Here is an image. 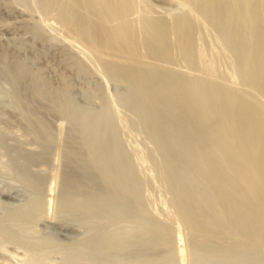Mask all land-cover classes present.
Returning a JSON list of instances; mask_svg holds the SVG:
<instances>
[{"label": "rangeland", "instance_id": "1", "mask_svg": "<svg viewBox=\"0 0 264 264\" xmlns=\"http://www.w3.org/2000/svg\"><path fill=\"white\" fill-rule=\"evenodd\" d=\"M48 1L50 0H30V2L29 0L27 1L26 0H0V45L3 46V47L2 46L0 47L6 49L8 59H10L11 61L13 60L14 62L13 64V62L10 63L7 60L6 63H4V61L2 60V57L0 56L1 57L0 59L1 60L0 61V139H2L0 140V205L2 206V207L0 206V243H1L0 244V258H1L0 264H6L9 261L10 263H7V264H25L31 258L35 260L36 264H39L45 261H46L45 263L48 262V264L49 263L50 264L51 263L52 264H62V263L63 264H75V261H77L76 260V256H78L77 254H82V255H79L81 257H77V259L79 258L78 260L79 261L81 260L83 264H86L85 261L87 263L89 262L88 264H98V263L107 264L108 262L106 263L96 262L89 255L91 254L89 252L92 251L90 244L92 243V240L94 237L98 236L99 238L113 240L116 238H126V235H127V237L130 236L136 240V239H139L141 234L145 232H146V235L147 236L150 235V237L152 236V234L153 236L156 234L154 237L157 241L155 242L154 249L149 251L146 255L141 254V258H143L144 260L143 259L139 260L140 254H138V257L137 256L135 257L136 260H124V259L118 260L117 258H114L115 260L116 259L117 260L114 261V259H112L111 261H109L108 264H124V263L125 264L126 263L138 264L139 261H140L139 264L141 262L142 264H150V263L151 264H171V263L172 264H198V263L199 264H203V263L204 264H208V263L209 264H256L250 261L249 259L248 260L241 259L239 256L241 254L240 252H242L243 250L248 251L249 247L251 250H254V252L256 251L255 253L260 252V255H262L261 256L262 261L260 260V262H257V264H260V263L264 264V253H263L264 243L262 240H259L257 237H254L253 235L251 236V234H249L250 236H247L248 235L247 232H249L250 228L246 227V230L248 231L245 232L246 233L245 235L243 231L241 232L243 234L239 233V235H236L234 233V228L231 225H229V223L228 224L225 223L227 226L224 224H220L223 226L222 227L214 226L213 227L214 229L212 228L211 230H208L207 232V229L203 227L204 219L203 217L201 218V216L199 217V215L198 217H195L197 216L195 215L192 218L193 220L196 219L194 221L196 222V225H199L201 223L202 224L201 227L196 226L194 228L195 230L193 229L191 230L187 226L186 222L181 218L180 214L178 213L179 212L178 206L175 203L176 199L180 195L179 192H181V186L179 185L178 182H176V178L174 175L175 169H173L174 166L173 164H170L171 162L168 159L169 157L166 155L167 152L161 146L162 139L166 138L168 134H171L172 136L168 135L167 138H169L171 141L174 140L175 137L173 138V134H174L175 128L178 127L179 123H180L179 125H182V124L184 125V123L186 125H192V122L194 121L195 123L197 122L196 123L197 125L193 123L194 124L193 126H196V129H198V132L200 129L202 130V131L200 130L199 132L202 136L201 138L196 137L197 140L195 141L199 147L197 148V151L195 149V151L193 152L194 155L197 157V159L196 161L194 160V163L192 162V166H196L197 168L196 170V168L193 167V171L195 172L194 175L196 176L202 175L204 178L210 174L211 166L209 165L210 163H208L209 160L207 159L204 160L203 158L205 157L204 155L205 153H207L206 152L207 150L205 149L202 150L200 148L202 147L201 141L199 142L200 139L201 140L203 139L202 141L204 140L207 141L209 139L208 141H212L214 143L216 142V144L219 142L218 145L221 143L220 145L221 151L223 150V152H226V153L222 152L221 153L222 156L220 154L218 157L224 158L223 156L224 155L226 156V154L228 153L227 157H225L227 160L225 159V161H226V166L228 167L229 165L230 167L229 170L231 171V168L238 161V158L241 156L240 155L238 157L239 155L238 153H240V151L238 150L234 151V147L236 146L239 147L238 140L239 139L241 140V136H245V138L247 139L243 137L242 138L247 140L248 142L249 141L251 142L252 140L255 141L256 139L260 138V137L256 138L257 135H259V131L256 128H252L251 129L252 131L248 130L249 131L248 132L247 130L244 129L243 125L242 127L239 126V128L241 127V129L243 128L245 131H247V134L251 133L249 135H245L244 134L245 131L242 132L243 129L242 130L238 129L237 124L239 123L237 122H238V119H240L239 122L242 120L241 121V124H242V122L245 120L244 117L247 118L250 115L249 113H251L252 111H253L252 112L253 114L251 113V115H254V112L257 110H258L257 114L260 115L262 118L259 117L258 115L253 116L254 118L256 117V119H254V122L255 120L257 122L258 117L261 118L260 119L261 121L264 118L263 116L264 115V87H263L264 86L263 85L264 84V75H263L264 74V51H263L264 46H262L263 48L261 47L262 44L264 45V0H259V1L250 0V2L249 0L246 1L245 9L247 13L248 14H251L252 12L253 13L249 15V17L248 16L245 17V15H247V13L245 12L246 14L244 16L242 15L240 16L242 17V19L243 17H245V19L243 20L242 19L240 20V17H239V15L241 14L239 10L241 9L239 7L236 8L237 3L239 2H236L235 0H228V2H225L226 0H203V1L202 0H192L193 2L192 1L187 2L188 0H186V2H184L185 0H135V7L132 13L130 14L129 18L132 21L135 29H140V30H136L139 39H143V36L145 34L149 36L148 32H145L144 34L143 32L144 30H141L142 20H144L145 18H152V19L162 18L169 23V26H171L172 33L171 32L169 33L170 34L169 41L172 43L168 42L167 44L168 47L167 46L165 47L166 48L165 50H167L170 44V48H169L170 50L168 49L167 51L169 56L164 51L166 53L164 54V57L167 56L166 58L162 56L163 54H161V57L163 58H159L160 53H161V52L159 53V51L162 50L163 52L164 50L163 48L159 49L158 53H156L157 51H155V53L153 54V52H151L152 51L151 47L146 48L142 45L140 48V52H138L139 54H136L138 56L136 57L135 54L133 55V59L135 60L136 64L133 62L132 58H130L132 62L131 61H127V62L125 61L126 63L123 62V64L125 63L127 64V66L129 65L127 68H125L126 65L121 66L119 64L121 63V61H119L117 57H114L111 54L108 55L106 53L103 55H98V54H95V52L90 51V50L88 52V49L84 46L82 41H80V39L77 36H75L76 34L73 32V30L63 22L61 13L57 9V7L54 4H49ZM212 2L214 5L211 4ZM201 3L203 4V6L201 5ZM208 3H210L211 6L216 5V8L213 6L212 8H210ZM225 3L228 6L230 5V7H228ZM37 4L38 5L40 4V5L38 6ZM224 5L225 7H223ZM201 6L203 7V9ZM234 7L236 9H234ZM248 8H250L252 11H250V9ZM203 14L204 16H202ZM209 16H211L212 19ZM178 17L179 18L181 17L183 20L181 18H180L181 20H179ZM188 17L191 18L192 21L189 20ZM228 19L230 20L228 21ZM188 21H191V23ZM209 21L210 23H213L215 26L213 24L211 25ZM177 22H183L186 24V27L187 25L189 27L188 28L189 29L188 44L190 46V49L192 50L190 51L191 55H187V53H185L184 51L186 49L185 48L186 45L184 44H187V43L185 42L183 43V41L178 38V34L174 33V25ZM241 28L244 32L242 30H241L242 32L240 31ZM240 32H241V35H240ZM254 32L255 33L259 32L260 34H257V35L258 36L260 35V37L255 36L256 34ZM261 37L263 38L261 39ZM258 38L261 39L260 41L263 43H261L258 40ZM236 39H238L239 41ZM178 40H180V43H178L179 42ZM182 43L183 45H181ZM81 46L86 48L87 50L84 48L82 49ZM155 54L156 56L158 54L157 56L158 58H156ZM75 56L76 58H74ZM189 56L190 57L193 56V57L190 58ZM257 58H259L260 61L256 60ZM108 59H110L109 62L107 61ZM171 59H173V61ZM111 60L113 64L110 63ZM117 61L119 62L118 64H117ZM258 61L262 64V69L261 68L257 69L258 71H260L259 74H257L258 71H256V68L258 67L256 63L259 64ZM107 62L110 64H108ZM186 62L188 63L189 66H187ZM15 63H17V66H20L18 67L19 69H17L18 71L16 72L14 71ZM254 63L256 67H254ZM137 64H138V67L139 66L141 67V68H138L140 70H145V69L150 70L149 71L150 74L148 75V77L146 76V74L149 73L147 71L148 73L145 74L146 77L143 75L144 73H141V75H143L145 78L142 76L143 78H140L137 81H132V80L128 81V79H124L120 73L113 74V73H110L108 70L110 69L108 68V65L109 67L119 65L118 67L121 66V68H124V69L129 68L131 70V69L136 68L135 66ZM147 64H149V66ZM6 66L8 67L10 66L9 68L10 69L12 68L11 70H13L14 72L13 71L11 72L9 70L6 71L8 68ZM157 66H161V67H157ZM198 66L199 68L200 67L204 68V70L200 71L202 69L201 68L197 69ZM148 67L152 68L153 70L149 69ZM249 67L252 69H250ZM3 70H5L8 73H6ZM109 74L111 78L109 77ZM119 74L122 77H120ZM166 74H168V76H165ZM13 75H14V78L17 80H15L12 77ZM175 79H179L183 83L178 81L179 83L178 85L176 84L177 82L174 84L173 82L175 81ZM185 79H187L188 81ZM200 80L201 82H199ZM255 81L256 82L258 81L260 83L258 82L256 83ZM170 83H173L174 85ZM18 85H20L23 88L22 94L24 96L22 95L23 97L21 99H19L17 96V90H18V87H20ZM189 86L191 87V89H193V91L192 90L190 91ZM207 91L209 93H207ZM198 92H200V94ZM30 93L32 94L34 93L33 95H34L35 100L33 99V95ZM102 93L104 94L102 95ZM227 93L229 95H232L231 99L234 98L233 101L231 100V102H233L231 104L232 109L230 108L231 106H229L230 105L229 103L231 102L229 101L228 103V100L226 101L224 100L223 102L220 101L221 103L219 102V106L216 105L217 100L214 101L215 98L217 97H218V101L223 100L224 99L223 95H226ZM188 94L189 95L191 94V95L188 96ZM198 94L200 96L203 95L205 97L204 99L206 100L204 101L207 104H205L204 102H201L202 100L200 101L199 98H201L202 96L200 97ZM221 95L223 98L221 97ZM168 96H172L173 100L169 101L171 98H168ZM107 97H108V100H107ZM208 97H210L211 99L213 98V99L209 101L208 99L210 98ZM219 97H221L222 99H220ZM27 98H28L29 103L27 101ZM41 100L43 101V103H45L46 105L48 104V105L46 106V105H43V103H40L42 102ZM195 101L197 102V105ZM199 102L204 103V104L201 105V103ZM225 102L229 105L225 104ZM212 103H216V104H213V106L216 105L214 108H217V109L220 108V109L217 110V109L212 108L216 110V112L213 111L210 106L212 105ZM222 103H224V105ZM192 104L193 105L195 104L196 106H198V108L196 106H192ZM123 105L125 107H123ZM199 105L201 106L199 107ZM204 105L206 107H204ZM207 105L210 108H208ZM44 106H46V108ZM195 108L198 110H196ZM28 109L32 110V112L28 113ZM36 109H39V110H36ZM228 109L229 110L231 109V110L229 111ZM200 111H203V112L200 113ZM228 111L229 113L233 112L234 115H232V113L230 115ZM31 113L35 116H32ZM215 113H218L217 115L219 116V118L218 116L215 115ZM236 113L237 114L239 113V115H237L238 117L235 115ZM85 114L86 116H98V115L104 116V120L106 122L105 121H104L105 123L103 122L102 124L103 126H100L98 124L99 126L98 128L102 127L99 131L100 133H104L107 131V129L109 128L107 124H109V122L114 127L113 129L115 130V132L113 133L115 134V136L114 138L110 139L111 135H108L110 137V138L108 137V142L110 144H113L116 141V139L117 141L120 140L119 145L121 149V154L123 153L122 163L124 166L125 165L129 166L131 172H133V176L135 177V180L138 182L139 193L141 194V197L143 198V200H141L140 194H139V197H140V201H141L144 211L142 212L131 211L130 213L124 214V215L99 214V215H95L89 221L88 224L92 223L91 226L87 225V223L84 224L83 226L84 228L87 226L85 229L83 227H82L83 229L81 227L80 228L78 227L74 230V232L59 231L47 225L44 220L47 217H51V218L56 219L58 222H60L59 220L60 214L58 216V213L59 211L62 210L61 208H63L62 207L63 204H60L62 203L61 202L62 200L60 199H62V190H63L62 189L63 188L62 187V177L64 175V172L68 169L67 167H69L67 149L70 144V140L72 136L71 134H73L76 129V125L72 121L74 120V118H70V116L74 115V116H81V117L84 116L85 117ZM188 115H190V118H188L189 117ZM129 116L130 118H128ZM220 116H222V120L220 119L221 118ZM225 116H228V117H225ZM216 117H217V120H216ZM241 117L243 118L241 119ZM234 118L235 119L237 118L236 122ZM167 119H170V122H168ZM226 119L228 122L226 121ZM38 120L47 122L48 125L51 127V137L50 139H48V141L50 142L49 143L50 151L51 150L53 151V152L51 151L52 152L51 154L49 150L47 151V153H42L44 150L43 149L44 146L42 144H44L43 142L45 141L39 138L37 134H35L36 132H35L34 124ZM131 121L133 123H131ZM209 121L211 124L209 123ZM233 121L235 122L234 124L235 126L230 125L231 123L233 124ZM105 124L107 126H104ZM158 124L162 126H159ZM213 124L216 126H214ZM218 124L219 126H221L222 124H225L224 126H226L227 124L229 125L228 127L232 131L228 130V133L226 132L225 133L226 136H225L224 133H222L221 131L219 132V130H221L222 127H219ZM171 126H173V129ZM73 128H74V131H73ZM216 128H219V129H216ZM156 129L159 130L158 131L159 133L156 131ZM253 129H255V132L257 131L256 133L258 134L253 132ZM2 131L3 133H1ZM164 132L166 133L164 134ZM255 134H256V137L254 136ZM250 135H252V137ZM60 136L61 138H59ZM215 136L218 139H216ZM246 136H249L250 138ZM59 139L61 140V142H59ZM2 141H6V144L8 146L6 147V145L4 144L5 142L3 143ZM176 141L177 142H173V143L171 142V144H173L174 146L173 151L177 153H181L182 152L181 140L176 139ZM223 143L226 144L227 146H225ZM231 143L232 145L235 144L234 147H232V145H229ZM228 146L230 148H228ZM259 146L260 144L257 145V147ZM9 147L11 148V150ZM58 147H60V149ZM231 147L233 149L230 151H233L234 153H230L229 149H231ZM257 147L255 146L254 148L256 149ZM226 148L228 149L229 152L227 151ZM254 148L251 149L253 150L252 153L254 154L250 153L251 151L249 150H247L249 151V153L247 151L245 153L242 152V154L246 155L244 156L246 157L245 159L250 160L252 159L251 157L253 155L255 159L258 158V155L260 152L257 149L259 150L261 149L260 147L256 149V151H258V152L255 151L256 153H258L256 157ZM198 150L200 152H198ZM18 151L19 153H21L22 151L35 153L38 155V158L35 162H26L25 160H22L21 155H18L19 154ZM262 152H264L263 149H262ZM262 152L260 153V156L262 155L263 157ZM85 153L87 154V151L84 150V155L86 156ZM215 153L219 154V152H215ZM215 153L212 152L211 154L208 151L206 156L207 158H210V159L217 158V155ZM235 153H237L238 155L235 156L236 155ZM39 154H42V157H41L42 160L39 159ZM162 154L163 155L165 154L164 155L165 157H163ZM200 154L202 155L200 156ZM247 154H251L252 156L247 155ZM249 156H250V159H249ZM86 157H89L88 154ZM164 158L168 160H165ZM242 158L243 157H241V159ZM198 160H199V163L201 162V160L204 163L206 161L207 162L205 163V165L202 164L203 163L202 162L201 163L202 167H201L200 166L201 164L197 162ZM233 161L234 162L236 161V162L232 164ZM240 161H238L239 164H240ZM238 162L234 165V167L236 165L238 166ZM196 163L198 164L196 165ZM241 164H242V161H241ZM243 166L241 167L245 168ZM44 169L47 171H45ZM17 171L19 172L17 173ZM134 172H136L137 174H135ZM168 172L170 173L168 174ZM29 173L30 174L32 173V174L29 175ZM197 173H200V174H197ZM36 174L37 175L41 174L45 176V181L40 191L33 180V176ZM25 175L28 177H26ZM167 178H170V179H167ZM259 179L254 178V180L257 183V185L255 184L257 187L259 186V184H261L264 181L263 180L264 178L263 179L259 178ZM55 180L57 181V184ZM234 180L236 181V182L234 181L235 184L237 183L236 185H240V182H241L240 178H235ZM58 181L60 182V184ZM172 185H174V187H172ZM259 187L261 189V192L259 193L261 195L262 194L264 195V192H262L264 191V186L261 184ZM222 191L223 190H221L220 195ZM1 194H3L2 197H1ZM222 194L223 195H221V198L222 197L223 198L221 200L223 201V203L222 201L221 203L222 204L225 203L226 205H228L231 202L232 199L230 200V198L232 197L227 195L225 192ZM260 194L259 196L257 195L258 197L255 196L252 199L253 204L260 205V202L263 201L264 197L262 196L263 198L261 197L262 198L261 199ZM259 198L261 199V201L259 200ZM178 199H180V197ZM193 201L195 203V200ZM7 208L8 209L10 208V209L8 210ZM145 211L147 214L145 213ZM18 214H20L21 216ZM143 215L145 217H140ZM61 216L65 217L67 215H65V213H61ZM254 216H257V215H254ZM145 218H148V219H145ZM153 220L156 224L160 223L158 224L160 225V227L156 226ZM197 221L199 222V224L197 223ZM149 222L153 223L154 225L148 224ZM114 224L115 225L119 224V225L115 227ZM125 226L127 227V229L128 228L129 229L127 230L128 233L126 231L124 235V232H122V230L126 229ZM132 226L135 230H132L133 229ZM29 228H32V229H29ZM152 228L157 230L159 233L154 232L153 231L154 229L152 230ZM33 229L36 232H34ZM87 229H90V231H88ZM158 229L162 230L161 231L162 233H160ZM23 230H27L25 231L26 233ZM166 230L173 233V235L171 234L173 237L170 235V232L168 231H167L168 232L167 234V232H165ZM103 231L104 233H102ZM27 232H31L32 236H30L31 234L28 236L29 233L27 234ZM163 233L167 236L163 235ZM118 234L119 236H117ZM23 237L24 239H28L30 243L24 240ZM157 238L161 239L160 242ZM178 238L181 240H179ZM162 240L164 243L161 242ZM176 240H178V243H176ZM257 240H259L260 242L259 241L257 242ZM39 241H41L42 244ZM140 241H144L143 238H141ZM252 241H255L256 243ZM43 243L45 245H43ZM164 245L165 246L170 245L171 248L169 246L165 247ZM26 246L28 247V249ZM61 246H64V247H61ZM66 246L68 247L65 248ZM80 246L81 248H79V250H76V248ZM83 246H86V247L88 246V247L85 248ZM224 247L225 248L227 247L226 253L228 254L230 252L231 253V254L229 253L230 255L229 254L227 255L224 253H222L223 254L222 255V254L217 253L220 250V248L225 249ZM49 248L52 250H50ZM163 248L168 251H165V250L162 251ZM176 248L183 249V253L179 252L180 250L177 251ZM216 248L219 250H216ZM233 248H235L236 250H233ZM170 249L171 250L173 249L175 253V257H172V258L170 257V259L168 258L166 259L165 255L167 256L171 252ZM237 249L240 252L237 251ZM262 249H263V252H262ZM18 250H20L21 252H23V250H26V252L24 251L23 253H21ZM83 250H86L87 252ZM251 250H249L248 252L253 253ZM235 251L237 255L232 256V254H236ZM63 252L65 254L64 257L62 255ZM76 252H80V253L76 254ZM163 252L165 253V255ZM12 253L16 256H13ZM32 253H34V255ZM37 253L40 255H38ZM158 253L160 254L162 253V257L154 256ZM193 253H197V254L195 255ZM35 254H37L39 257H37V255ZM73 254H76V255L72 256ZM86 254H88L90 257H88ZM44 255H46L48 258L46 257L45 259ZM172 255L173 254H171V256ZM179 255L183 257V261L180 258H178ZM32 256H34V258ZM69 256H71L72 259ZM194 256H198V259H200V261L196 260L197 258ZM237 256L238 258H236ZM19 257L21 259L20 261H18ZM51 257H54V260H53L54 263L51 261V259H53ZM65 257L67 258L65 259ZM22 258H24L25 260L24 259L22 260ZM79 261H77L76 264ZM81 263H78V264H81Z\"/></svg>", "mask_w": 264, "mask_h": 264}, {"label": "bare ground", "instance_id": "2", "mask_svg": "<svg viewBox=\"0 0 264 264\" xmlns=\"http://www.w3.org/2000/svg\"><path fill=\"white\" fill-rule=\"evenodd\" d=\"M27 1V0H26ZM189 1H192V0H188L187 2H189ZM203 1V0H202ZM236 2H239V3H237V6H236V8L237 7H239L241 10H239L240 12H241V14L240 13H238V14H240L239 15V17L242 15V16H244L246 13H247V11H246V9H245V2L246 1H248V0H235ZM234 1V2H235ZM259 1V0H258ZM29 2H30V0H29ZM49 2V4H54L56 7H57V9L59 10V12L61 13V17H62V19H63V22L66 24V25H68L72 30H73V32L76 34L75 36H77L79 39H80V41H82V43L84 44V46L88 49V52H89V50L90 51H93V52H95V54H98V55H103V54H111V55H113L114 57H117L118 59H119V61H121V63H119L118 61H117V64L119 63L121 66H124V65H126V67L125 68H127L128 66H127V64H125L127 61H131V59L130 58H132V60H133V62L135 63V60L133 59V55L135 54H139L138 52H140V48H141V46L143 45L144 47H146V48H152V51L151 52H153V54L155 53V51H157L156 53H158V51H159V49H164L163 50V52H162V50H160L159 51V53H160V57L159 58H163L164 57V54H166L167 53V51H168V49L170 48V44H169V48L167 49V50H165L166 48V46H167V44H168V42L169 43H172V42H170L169 41V33L171 32L172 33V30H171V26H169V23L166 21V20H164V19H160V18H156V19H152V18H145L144 20H142V25H141V30H144L143 32H144V34H145V32H148V35L149 36H147V34H143L144 36H143V39H139V37H138V34H137V32H136V30H140V29H135V27H134V25H133V23H132V21L130 20V18H129V16H130V14L132 13V11H133V9H134V7H135V0H50V1H48ZM184 2H186V0L184 1ZM193 2V1H192ZM201 2V1H200ZM223 2V1H222ZM225 2H228V0H226ZM249 2H250V0H249ZM254 2V1H253ZM248 3V2H247ZM48 4V3H47ZM184 4H186V3H184ZM211 4H213V2L211 3ZM226 4V3H225ZM231 4V3H230ZM38 5V4H37ZM40 5V4H39ZM38 5V6H39ZM201 5L203 6V4L201 3ZM208 5H209V7L210 8H212V6L214 5H210V3H208ZM227 5V4H226ZM249 5V4H248ZM251 5V4H250ZM254 5V4H253ZM256 5V4H255ZM31 6V5H30ZM196 6V5H195ZM201 6V7H202ZM222 6V5H221ZM228 6V5H227ZM41 7V6H40ZM186 7V6H185ZM208 7V6H207ZM206 7V8H207ZM213 7H215L216 8V5L215 6H213ZM223 7H225V5L223 6ZM228 7H230V5L228 6ZM48 8V7H47ZM49 8H51V7H49ZM214 8V9H215ZM235 7H234V9H236ZM198 9V8H197ZM202 9H203V7H202ZM220 9V8H219ZM229 9V8H228ZM233 9V10H234ZM248 9H250V8H248ZM247 9V10H248ZM254 9H255V7H254ZM257 9V8H256ZM209 10V9H208ZM230 10V9H229ZM215 11V10H214ZM235 11V10H234ZM250 11H252L251 9H250ZM249 11V12H250ZM210 12H211V10H210ZM213 12V11H212ZM229 12V11H228ZM246 12V13H245ZM182 13V12H181ZM216 13V12H215ZM253 13V12H252ZM251 13V14H252ZM257 13V12H256ZM260 13V12H259ZM251 14H248L247 13V15H245V17L246 16H248L249 17V15H251ZM22 15V14H21ZM188 15V14H187ZM186 15V16H187ZM227 15V14H226ZM229 15H230V13H229ZM20 16V15H19ZM183 16V15H182ZM185 16V15H184ZM189 16V15H188ZM202 16H204V14L202 15ZM13 17V16H12ZM190 17V16H189ZM188 17V18H189ZM206 17V16H205ZM210 18H211V16H209ZM245 17H243V19H245ZM179 18V17H178ZM181 18V17H180ZM179 18V20H181ZM184 18V17H183ZM187 18V19H188ZM208 18V17H207ZM209 18V19H210ZM229 18V17H228ZM251 18V17H250ZM258 18V17H257ZM21 19H22V17H21ZM59 19V18H58ZM212 19V18H211ZM242 19V17H240V20ZM242 19V20H243ZM247 19V18H246ZM183 20V19H182ZM189 20H191V18H189ZM225 20V19H224ZM230 19H228V21H229ZM255 20V19H254ZM260 20V19H259ZM29 21V20H28ZM192 21V20H191ZM191 21H188V22H190L191 23ZM245 21V20H244ZM236 22V21H235ZM238 22V21H237ZM61 23H62V21H61ZM111 24V25H109V24ZM193 23V22H192ZM209 23H210V21H209ZM234 23V22H233ZM240 23V22H239ZM238 23V24H239ZM26 24V23H25ZM138 24V23H137ZM211 25L213 24V23H210ZM227 24V23H226ZM229 24V23H228ZM241 24V23H240ZM214 25V24H213ZM235 25H237V24H235ZM242 25V24H241ZM192 26V25H191ZM215 26V25H214ZM222 26V25H221ZM226 26V25H225ZM228 26V25H227ZM234 26V25H233ZM244 26V25H243ZM189 27H188V25H187V27H186V24L185 23H183V22H177L175 25H174V33L175 34H178V38L180 39V40H182L183 41V43L185 42V43H187V44H184V45H186V49L184 50L185 51V53H187V55H191L190 53V51H192L191 49H190V46H189V44H188V38H189V29H188ZM217 28V27H216ZM225 28V27H224ZM224 28H223V30H224ZM227 29V28H226ZM245 29V28H244ZM222 30V31H223ZM229 30V29H228ZM242 30V28L240 29V31ZM191 31V30H190ZM199 31V30H198ZM243 31V30H242ZM241 31V32H242ZM139 32V31H138ZM142 32V33H143ZM241 32H240V35H241ZM244 32V31H243ZM252 33H253V31H252ZM251 33V34H252ZM255 33V32H254ZM174 34V35H175ZM229 34V33H228ZM256 35L255 36H257V37H260V35L258 36L257 34H260L259 32L257 33H255ZM232 35H234V34H232ZM235 35H237V34H235ZM262 35V34H261ZM220 36V35H219ZM144 37H145V39H144ZM73 38V37H72ZM175 38H176V36H175ZM228 38V37H227ZM263 37H261V39H262ZM74 39V38H73ZM198 39V38H197ZM242 39V38H241ZM261 39H259L258 38V40L260 41ZM177 40V39H176ZM180 40H178L179 42L178 43H180ZM236 40H238V39H236ZM75 41V40H74ZM234 41V40H233ZM239 41V40H238ZM261 42V41H260ZM81 43V44H82ZM183 43L181 44V45H183ZM237 43H239V42H237ZM258 43V42H257ZM261 43H263V42H261ZM4 45V44H3ZM188 45V46H187ZM242 45V44H241ZM0 46H2V45H0ZM76 46H77V44H76ZM78 46H80V45H78ZM246 46V45H245ZM262 46H264L263 44L261 45V47ZM3 47V46H2ZM82 47V46H81ZM168 47V46H167ZM235 47V46H234ZM248 47V46H247ZM256 47V46H255ZM1 48V47H0ZM84 47H82V49H83ZM86 48H84V49H86ZM236 48H237V46H236ZM246 48V47H245ZM263 48V47H262ZM86 49V50H87ZM176 49V48H175ZM184 49V48H183ZM242 49V48H241ZM247 49V48H246ZM264 49V48H263ZM1 50V52H0V56L2 57V60L4 61V63H6V61L8 60L10 63H12L13 62V60L11 61L10 59H8V56H7V53H6V49L5 48H1L0 49ZM81 50V49H80ZM85 50V51H86ZM149 50V49H148ZM170 50V49H169ZM235 50H237V49H235ZM150 51V50H149ZM166 53H165V52ZM176 51V50H175ZM200 51V50H199ZM264 51V50H263ZM87 52V51H86ZM85 52V53H86ZM93 52H91V53H93ZM148 52V51H147ZM150 52V53H151ZM239 52V51H238ZM141 54V53H140ZM161 54H163L162 56L163 57H161ZM179 54V53H178ZM197 54V53H196ZM199 54V53H198ZM263 54V53H262ZM167 55L169 56V54L167 53ZM95 56V55H94ZM107 56V55H106ZM138 55H136V57H137ZM155 56H156V54H155ZM157 56H158V54H157ZM156 56V58H158ZM194 56V55H193ZM192 56V57H193ZM1 57H0V59H1ZM83 57V56H82ZM87 57V56H86ZM108 57V56H107ZM167 57V56H166ZM166 57H164V58H166ZM190 57V56H189ZM192 57H190V58H192ZM205 57V56H204ZM244 57V56H243ZM74 58H76V56L74 57ZM195 58V57H194ZM252 58V57H251ZM254 58H256V57H254ZM79 59H81V58H79ZM95 59H96V57H95ZM103 59H105V58H103ZM116 59V58H115ZM114 59V60H115ZM130 59V60H129ZM183 59H185V58H183ZM196 59V58H195ZM77 60V59H76ZM109 60L110 59H108L107 61L109 62ZM113 60V61H114ZM136 60H138V59H136ZM172 61H173V59H171ZM175 60V59H174ZM180 60H181V58H180ZM185 60H187V59H185ZM256 60H259V58H257ZM255 60V61H256ZM1 61V60H0ZM81 61V60H80ZM126 61V62H125ZM196 61H198V60H196ZM260 61V60H259ZM258 61V62H259ZM79 62V61H78ZM82 62V61H81ZM84 62V61H83ZM107 62V63H108ZM123 62H125L124 64H123ZM132 62V61H131ZM140 62H142V61H140ZM181 62V61H180ZM257 62V61H256ZM75 63V62H74ZM103 63V62H102ZM110 63H112V60L110 61ZM110 63H108V64H110ZM160 63V62H159ZM210 63V62H209ZM13 64H14V62H13ZM77 64V63H76ZM79 64V63H78ZM82 64H84V63H82ZM94 64V63H93ZM113 64V63H112ZM136 64V63H135ZM144 64V63H143ZM177 64V63H176ZM186 64H187V66H189L188 65V63L186 62ZM257 65H258V67L256 68V71H258L257 69L259 68H261L262 69V64L259 62V64L258 63H256ZM261 64V65H260ZM75 65V64H74ZM80 65V64H79ZM133 65V64H132ZM148 66H149V64H147ZM81 66V65H80ZM83 66V65H82ZM87 66V65H86ZM119 66V65H118ZM118 66H111V67H109V65H108V68H110V69H108L109 70V72L110 73H113V74H118V73H120L122 76H123V78L124 79H128V81L129 80H132V81H137V80H139L140 78H143L144 76H145V74L146 73H148L150 70H140V69H138V68H141L140 66L138 67V64L135 66L136 68H134V69H129V71H128V69H124V68H121V66L120 67H118ZM131 66V65H130ZM143 66V65H142ZM145 66V65H144ZM261 66V67H260ZM6 67H8V66H6ZM10 67V66H9ZM8 67V68H9ZM18 67H20V66H17V63H15V65H14V71L16 72V71H18L17 69H19ZM107 67V66H106ZM157 67H161V66H157ZM210 67V66H209ZM254 67H256L255 66V63H254ZM4 68V67H3ZM7 68V70L6 71H13V70H11L10 68L8 69ZM89 68V67H88ZM149 68V67H148ZM172 68V67H171ZM201 68V67H200ZM199 68V66L197 67V69H200ZM246 68V67H245ZM250 68V67H249ZM81 69H83V68H81ZM95 69V68H94ZM136 69H138V70H136ZM149 69H152V68H149ZM196 69V68H195ZM202 70H200V71H203L204 70V68H201ZM250 69H252V68H250ZM107 70V69H106ZM153 70V69H152ZM3 71H5V70H3ZM5 71V72H6ZM13 71V72H14ZM140 71V72H139ZM148 71V72H147ZM156 71V70H155ZM177 71H178V69H177ZM249 71V70H248ZM255 71V72H256ZM107 72V71H106ZM158 72V71H157ZM206 72V71H205ZM255 72H254V74H255ZM259 72L260 71H258L257 72V74H259ZM6 73H8V72H6ZM10 73V72H9ZM141 73H144L143 75H141ZM151 73H152V71H151ZM195 73V72H194ZM207 73V72H206ZM108 74V73H107ZM119 74V75H120ZM150 74V72L148 73V74H146V76L148 77V75ZM162 74V73H161ZM164 74V73H163ZM175 74V73H174ZM201 74V73H200ZM213 74H215V73H213ZM218 74V73H217ZM235 74V73H234ZM256 74V75H257ZM118 75V76H119ZM120 75V77H122ZM176 75V74H175ZM251 75V74H250ZM264 75V74H263ZM16 76V75H15ZM108 76V75H107ZM143 76V77H142ZM145 76V77H146ZM165 76H168V74H166ZM196 76V75H195ZM198 76V75H197ZM13 78H14V75L12 76ZM11 77V78H12ZM109 77H110V74H109ZM144 77V78H145ZM156 77H158V76H156ZM209 77V76H208ZM248 77V76H247ZM252 77V76H251ZM255 77V76H254ZM12 78V79H13ZM27 78H29V77H27ZM111 78V77H110ZM151 78V77H150ZM195 78V77H194ZM259 78V77H258ZM15 79V78H14ZM20 79V78H19ZM108 79V78H107ZM113 79V78H112ZM153 79V78H152ZM193 79V78H192ZM203 79H205V78H203ZM15 80H17V79H15ZM150 80V79H149ZM183 80V79H182ZM185 80H187V79H185ZM13 81V80H12ZM168 81V80H167ZM178 81L179 82H182L181 80H179V79H175V81L173 82L174 84L176 83L177 85L179 84L178 83ZM188 81V80H187ZM191 81V80H190ZM189 81V82H190ZM204 81V80H203ZM21 82V81H20ZM199 82H201V80L199 81ZM253 82V81H252ZM256 82V81H255ZM258 82V81H257ZM256 82V83H257ZM15 83V82H14ZM18 83V82H17ZM27 83V82H26ZM160 83V82H159ZM173 83H170V84H173ZM183 83V82H182ZM186 83V82H185ZM184 83V84H185ZM188 83V82H187ZM196 83V82H195ZM258 83H260V82H258ZM16 84V83H15ZM161 84V83H160ZM173 84V85H174ZM200 84V83H199ZM206 84V83H205ZM20 85H21V83H20ZM20 85H18V86H20ZM140 85V84H139ZM168 85V84H167ZM215 85V84H214ZM264 85V84H263ZM16 86V85H15ZM24 86V85H23ZM192 86H193V84H192ZM218 86V85H217ZM258 86V85H257ZM185 87H187V86H185ZM190 87V86H189ZM202 87V86H201ZM264 87V86H263ZM189 89V88H188ZM263 89V88H262ZM16 90V89H15ZM22 90H23V88L20 86V87H18V90H17V96H18V98L19 99H21L24 95L22 94ZM25 90V89H24ZM170 90V89H169ZM193 91V89H191V87H190V91ZM203 90V89H202ZM201 90V91H202ZM30 91V90H29ZM28 91V92H29ZM28 92H27V94H28ZM31 92V91H30ZM175 92V91H174ZM188 92H189V90H188ZM195 92V91H194ZM213 92V91H212ZM261 92V91H260ZM199 94H200V92H198ZM207 93H209L208 91H207ZM219 93V92H218ZM30 94H32V93H30ZM34 94V93H33ZM32 94V95H33ZM48 94V93H47ZM104 93H102V95H103ZM198 94V95H199ZM203 94V93H202ZM224 94V93H223ZM23 95V96H22ZM182 95V94H181ZM185 95V94H184ZM187 95V94H186ZM191 95V94H190ZM189 94H188V96H190ZM195 95V94H194ZM204 95V94H203ZM203 95H199L201 98H199L200 99V101L201 102H204L205 103V101L204 100H206V99H204L205 97L203 96ZM206 95V94H205ZM213 95V94H212ZM36 96V95H35ZM49 96V95H48ZM107 96V95H106ZM196 96H197V94H196ZM198 96V97H199ZM214 96V95H213ZM212 96V97H213ZM217 96V95H216ZM220 96V95H219ZM30 97H31V95H30ZM184 97V96H183ZM197 97V98H198ZM221 97H222V95H221ZM221 97H219L220 99H222L223 97H224V99L223 100H219L218 101V97L217 98H215V100L214 101H216V103H212V105H210L211 106V109L212 108H214L216 105H218L219 106V102L221 101V102H223L224 100L226 101V100H228V103H229V101L231 102V100L233 101L234 100V98L233 99H231L232 98V95H229L228 93L226 94V95H223V97L221 98ZM254 97V96H253ZM38 98V97H37ZM36 98V99H37ZM149 98V97H148ZM168 98H171L169 101H171V100H173L172 98V96H168ZM193 98V97H192ZM207 98V97H206ZM208 98H210V97H208ZM236 98V97H235ZM33 99L35 100V98H34V95H33ZM166 99V98H165ZM183 99V98H182ZM189 99H191V98H189ZM189 99H188V101H189ZM196 99V98H195ZM213 99V98H212ZM211 98L210 99H208L209 101H211L212 100ZM30 100V99H29ZM107 100H108V97H107ZM193 100V99H192ZM238 100V99H237ZM27 101H28V98H27ZM39 101V100H38ZM42 101V100H41ZM49 101V100H48ZM163 101V100H162ZM183 101V100H182ZM186 101H187V99H186ZM197 101H199V100H197ZM31 102V101H30ZM122 102V101H121ZM147 102V101H146ZM161 102V101H160ZM166 102V101H165ZM193 102V101H192ZM196 102V101H195ZM201 102H199V103H201ZM213 102V101H212ZM220 102V103H221ZM17 103V102H16ZM26 103V102H25ZM28 103H29V101H28ZM40 103H43V101L42 102H40ZM144 103V102H143ZM142 103V104H143ZM167 103V102H166ZM171 103V102H170ZM183 103V102H182ZM204 103H201V105L202 104H204ZM233 102H231V103H229V104H227L226 102H225V104H227V105H229V106H231L230 108L232 109V104ZM13 104V103H12ZM146 104V103H145ZM151 104V103H150ZM162 104V103H161ZM205 104H207V103H205ZM213 104H216L215 106H213ZM223 105H224V103H222ZM43 105H46L45 103H43ZM48 105V104H47ZM46 105V106H47ZM58 105V104H57ZM167 105V104H166ZM187 105V104H186ZM191 105V104H190ZM196 105H197V102H196ZM195 104L193 105L192 104V106H196ZM201 105H199V107L201 106ZM236 105V104H235ZM16 106V105H15ZM30 106V105H29ZM35 106V105H34ZM33 106V107H34ZM46 106H44L45 108H46ZM213 106V107H212ZM217 106V107H218ZM32 107V106H31ZM36 107V106H35ZM43 107V106H42ZM123 107H125L124 105H123ZM187 107V106H186ZM197 108H198V106H196ZM204 107H206L205 105H204ZM207 107L208 108H210L208 105H207ZM223 107H225V106H223ZM222 107V108H223ZM44 108V109H45ZM182 108V107H181ZM184 108V107H183ZM188 108V107H187ZM190 108V107H189ZM194 108V107H193ZM245 108V107H244ZM67 109H69V108H67ZM156 109V108H155ZM174 109V108H173ZM196 109V108H195ZM200 109V108H199ZM210 109V110H211ZM214 109H217V108H214ZM214 109H212L213 111H215L216 112V110H214ZM218 109H220V108H218ZM217 109V110H218ZM230 109V110H231ZM2 110V109H1ZM36 110H39V109H36ZM110 110V109H109ZM157 110V109H156ZM187 110V109H186ZM196 110H198V109H196ZM201 110V109H200ZM225 110V109H224ZM229 110V109H228ZM229 110V111H230ZM256 110V109H255ZM49 111H51V110H49ZM138 111V110H137ZM149 111V110H148ZM158 111V110H157ZM161 111H162V109H161ZM164 111H166V110H164ZM163 111V112H164ZM188 111V110H187ZM190 111H191V109H190ZM220 111V110H219ZM227 111V110H226ZM229 111H228V113H229ZM241 111V110H240ZM239 111V112H240ZM258 111V110H257ZM257 111H255L254 112V115H251V113L253 112H251V113H249L248 115V117L247 118H245L244 116V121L242 122V124H241V121L239 122V120L240 119H238V122L237 123H239V124H237L238 125V129H240V130H242L241 129V127H242V125H243V127H244V129L245 130H249V131H252L251 129L252 128H256L258 131H259V135H261V136H259V135H257V137H256V134H258V133H256L255 132V129H253V132H255L256 134L254 135L256 138H258V137H260L259 139H256L255 141H247V140H245V139H247V138H245V136H241V140L239 139H237L238 141V146L239 147H234V145H232V143L231 144H229V145H232V147H234V151L235 150H238V151H240V153H235L236 155L235 156H237L238 155V157L241 159V157H243L242 159H241V161H242V164H241V161H240V159L238 158V161H240V164H241V166H243V164H244V166L243 167H245V168H242L241 166H240V164H239V162H238V166L236 165L235 167H234V165L237 163L236 161V163L233 161V163L232 164H234L233 165V167L231 168V171L229 170V165H228V167L226 166V161H225V157H227V154H226V156L224 155L223 157L224 158H221V157H218L222 152H223V150L221 151V148H220V145H221V143L218 145V143L216 144V142L214 143V142H212V141H208L207 139V141H202L201 139L199 140V142L201 141V146L202 147H200L202 150H207L206 152L208 153V151L212 154V152L213 153H215V152H219V154H217V153H215L216 155H217V158H213V159H210V158H207V156H206V154L207 153H205V157H203L204 158V160H209L208 161V163H210L209 165L211 166V172H210V174L207 176V177H204L203 178V176L202 175H200V176H196V175H194V171H193V167H195L196 168V166H192V162L194 163V160L196 161V159H197V157L194 155V151H195V149H196V151H197V148L199 147L198 146V144L196 143V141L195 140H197V138H201V134L199 133L200 132V130H199V132H198V129H196V126H193L194 124H196L195 123V121L194 122H192V125H186L185 123H184V125L182 124V125H179L178 124V127H176L175 128V131H174V134H173V138L175 137L176 139H179V140H181V147H182V152L181 153H177V152H174L173 150V144H171V142L173 143V142H177L176 141V139L174 138V140H170L169 138H167L168 137V135H171V134H168L167 135V137L166 138H164V139H162V141H161V146H162V148L167 152H165L166 153V155L169 157H167L168 159H169V161L171 162L170 164H173V166H174V168L173 169H175L174 171V175H175V178H176V182H178L179 183V185L181 186V192H179L180 193V195H179V197H180V199H178L177 197V199H176V201H175V203L177 204V206H178V213L180 214V216H181V218L186 222V224H187V226L192 230H195L194 228L196 227V226H200L201 227V223L199 224V222L197 221V223L199 224V225H196V222H194L195 220H193V216H195V215H197V216H195V217H198V215H199V217L201 216V218L203 217V219H204V225H203V227L204 228H206L207 229V232H208V230H211L214 226H217V227H222L223 225H220V224H224V225H226V224H228L229 223V225H231L233 228H234V233L236 234V235H239V233H241L242 231L244 232V235L246 234L245 232H247L248 230H246V227L247 228H250V230H249V232H247V236H250L249 234H251V236L253 235L254 237H257L259 240H262L263 241V243H264V240H263V238H264V195L262 194H260L259 192H261V189H260V185L262 184L263 186H264V184H263V182L261 183V184H259V186L257 187L256 185H257V183H256V181L254 180V178L256 179H259V178H264V152H262V149L264 150V118L262 119V121L260 120L262 117L260 116V115H258L257 114ZM30 112H32V110H29L28 109V113H30ZM41 112V111H40ZM122 112V111H121ZM153 112V111H152ZM159 112V111H158ZM189 112V111H188ZM203 111H200V113H202ZM207 112H208V110H207ZM211 112V111H210ZM34 113V112H33ZM39 113V112H38ZM65 113V112H64ZM138 113V112H137ZM136 113V114H137ZM162 113V112H161ZM169 113V112H168ZM190 113V112H189ZM212 113V112H211ZM221 113H222V111H221ZM231 113H232V115H234V113L233 112H230L229 114L231 115ZM242 113V112H241ZM244 113V112H243ZM255 113H256V115H255ZM261 113V112H260ZM156 114H158V113H156ZM155 114V115H156ZM192 114V113H191ZM190 114V115H191ZM218 113H215V115L216 116H218L217 115ZM225 114V113H224ZM223 114V115H224ZM246 114V113H245ZM253 114V113H252ZM31 115L32 116H35V115H33L32 113H31ZM76 115V114H75ZM141 115V114H140ZM161 115V114H160ZM190 115H188L189 117L188 118H190ZM203 115V114H202ZM207 115V114H206ZM221 115V114H220ZM236 116L237 115H239V113L237 114H235ZM247 115V114H246ZM259 116V117H261V118H259L258 117V119H257V122H256V120H255V122H254V119H256V117L254 118L253 116ZM194 116V115H193ZM208 116V115H207ZM206 116V117H207ZM235 116V117H236ZM242 116V115H241ZM264 116V115H263ZM61 117V116H60ZM127 117V116H126ZM139 117V116H138ZM171 117V116H170ZM197 117H199V116H197ZM202 117V116H201ZM221 118V120H222V116H220ZM225 117H228V116H225ZM231 117V116H230ZM238 117V116H237ZM243 117H241V119L243 118ZM68 118V117H67ZM70 118H74V120H72L74 123H75V125H76V129H75V131H74V128H73V131H74V133L73 134H71L72 136H71V140H70V144H69V147H68V149H67V154H68V161H69V167H67L68 169L64 172V175H63V177H62V199H60V200H62L61 202L62 203H60V204H63V208H61L60 210L61 211H59V213H58V216H59V214H60V216H59V220H60V222H58L56 219H54V218H51V217H47L44 221H45V223L47 224V225H49V226H51L53 229H55V230H59V231H66V232H69V231H71V232H74V230L76 229V228H82L83 226H84V224H86L87 223V225H90L91 226V224H88L89 223V221L95 216V215H99V214H104V215H115V214H121V215H124V214H128V213H130L131 211H139V212H142V211H144L143 210V207H142V204H141V201H140V197H141V194L139 193V185H138V182L135 180V177L133 176V172H131V170H130V168H129V166L127 165H123V163H122V158H123V153L121 154V149H120V145H119V143H120V140H118L117 141V139H116V141L113 143V144H110L109 142H108V135H111V138L110 139H112V138H114V136H115V134L113 133V132H115V130L113 129L114 127L112 126V124L109 122V124H107L108 126H109V128L107 129V131L106 132H104V133H100L99 131H100V129L102 128V127H100V128H98L99 126H98V124L100 125V126H103L102 124H103V122L105 121L104 120V116H101V115H98V116H86V114H85V117L83 116V117H81V116H70ZM111 118V117H110ZM128 118H130V116L128 117ZM127 118V119H128ZM164 118V117H163ZM203 118V117H202ZM205 118V117H204ZM214 118H215V116H214ZM218 118H219V116H218ZM137 119V118H136ZM154 119V118H153ZM177 119V118H176ZM192 119V118H191ZM207 119V118H206ZM205 119V120H206ZM210 119V118H209ZM235 119V118H234ZM179 120V119H178ZM195 120V119H194ZM216 120H217V117H216ZM231 120V119H230ZM236 120H237V118L235 119V122H236ZM118 121V120H117ZM132 121H133V119H132ZM131 121V123H133ZM140 121V120H139ZM167 121L168 122H170V119H167ZM172 121H173V119H172ZM193 121V120H192ZM220 121V120H219ZM218 121V122H219ZM226 121H227V119H226ZM225 121V122H226ZM35 122V121H34ZM60 122V121H59ZM106 122V121H105ZM104 122V123H105ZM166 122V121H165ZM204 122V121H203ZM217 122V123H218ZM222 122H224V121H222ZM228 122V121H227ZM235 122L233 121V124L231 123H229L230 125H233V126H235L234 124H235ZM3 123V122H2ZM73 123V124H74ZM173 123H175V122H173ZM191 123V122H190ZM189 123V124H190ZM194 123V124H193ZM206 123V122H205ZM209 123H210V121H209ZM221 123V122H220ZM146 124V123H145ZM162 124V123H161ZM207 124V123H206ZM205 124V125H206ZM211 124V123H210ZM241 124V125H240ZM35 125V134H37V136L39 137V138H41V139H43L45 142H43V141H41V142H43L44 144H42L44 147H43V152L42 153H47V151L49 150L50 151V146H49V141H48V139H50V137H51V127L48 125V123L47 122H44V121H36V123L34 124ZM106 124L104 125V126H107ZM116 125V124H115ZM159 126H162V125H160V124H158ZM197 125V124H196ZM208 125V124H207ZM214 125V124H213ZM225 124H222L221 126H219V124H218V126L219 127H222L221 128V130H219V132L221 131L222 133H224V135L226 136V132L228 133V130L229 131H232V130H230V128L228 127L229 125H227L226 124V126H224ZM237 125H236V127H237ZM65 126V125H64ZM163 126H165V125H163ZM170 126V125H169ZM174 126H176V125H174ZM204 126V125H203ZM214 126H216V125H214ZM217 126V127H218ZM239 126H241L240 128H239ZM69 127V126H68ZM117 127V126H116ZM172 127V129H173V126H171ZM170 127V128H171ZM198 127V126H197ZM208 127H210V126H208ZM2 128V127H1ZM70 128V127H69ZM29 129V128H28ZM61 129V128H60ZM106 129V128H105ZM104 129V130H105ZM169 129V128H168ZM216 129H219V128H216ZM232 129V128H231ZM242 130V132L243 131H245V130ZM5 130H7V129H5ZM56 130V129H55ZM59 130V129H58ZM62 130V129H61ZM68 130V129H67ZM209 130V129H208ZM156 131L158 132L159 130H157L156 129ZM161 131V130H160ZM173 131V130H172ZM202 131V130H201ZM204 131V130H203ZM210 131V130H209ZM217 131V130H216ZM247 131H245L244 132V134L245 135H249V134H251V133H248L247 134ZM248 131V132H249ZM5 132V131H4ZM7 132V131H6ZM32 132V131H31ZM62 132V131H61ZM153 132V131H152ZM155 132V131H154ZM170 132V131H169ZM212 132V131H211ZM240 132V131H239ZM1 133H3V131L1 132ZM159 133V132H158ZM166 132H164V134H165ZM172 133V132H171ZM229 133H231V132H229ZM241 133V132H240ZM52 134H53V132H52ZM162 134V133H161ZM204 134H206V133H204ZM218 134V133H217ZM242 134V133H241ZM9 135V134H8ZM64 135V134H63ZM243 135V134H242ZM52 136H54V135H52ZM113 136V137H112ZM161 136V135H160ZM163 136V135H162ZM172 136V135H171ZM210 136H212V135H210ZM251 137H252V135H250ZM254 136H253V138H254ZM55 137H56V135H55ZM144 137V136H143ZM165 137V136H164ZM197 137V138H196ZM216 137V136H215ZM245 138V139H243V138ZM246 137H248V138H250L249 136H246ZM3 138V137H2ZM54 138V137H53ZM59 138H61V136L59 137ZM219 138H220V136H219ZM239 138H240V136H239ZM57 139V138H56ZM155 139H157V138H155ZM216 139H218L217 137H216ZM225 139V138H224ZM0 140H2V139H0ZM5 140V139H4ZM30 140V139H29ZM33 140V139H32ZM35 140V139H34ZM38 140V139H37ZM51 140H52V138H51ZM212 140V139H211ZM249 140H251V139H249ZM7 141V140H6ZM6 141H2L5 145H6V147L8 146L7 144H6ZM36 141V140H35ZM59 142H61V140L59 139ZM9 144V143H8ZM175 144V143H174ZM224 144V143H223ZM258 144H260V149L261 150H259V149H257V148H259V147H257V145ZM41 145V146H42ZM64 145V144H63ZM156 145V144H155ZM158 145H160V144H158ZM225 146H227L226 144H224ZM263 146V148H262V146ZM60 146V145H59ZM62 146V145H61ZM65 146V145H64ZM257 147L256 149L261 153H263V157H262V155L260 156V153H259V155H258V158L257 159H255L254 158V155L252 156L251 154H247V155H251L252 157V159H250V156H249V159L250 160H247V159H245L246 157H244V156H246V155H244V154H242V152H246L247 150H249V151H251L250 153H252V151L253 150H251V149H253L254 147ZM12 147V146H11ZM19 147V146H18ZM231 147V149H229V151L230 150H232L233 148ZM10 148V147H9ZM13 148V147H12ZM16 148H17V146H16ZM59 149H60V147H58ZM130 148V147H129ZM228 148H230L229 146H228ZM235 148H237V149H235ZM153 149V148H152ZM179 149V148H178ZM227 149V148H226ZM240 149V150H239ZM255 149V148H254ZM256 149L254 150V152L256 151ZM10 150H11V148H10ZM21 150V149H20ZM19 150V151H20ZM84 150L85 151H87V154H88V156L89 157H86L87 156V154H86V156L84 155ZM15 151V150H14ZM19 151H18V153H19ZM40 151V150H39ZM38 151V152H39ZM52 151V150H51ZM50 151V154L53 152H51ZM227 151H228V149H227ZM228 151V152H229ZM249 151H247L248 153H249ZM258 151H256V152H258ZM12 152V151H11ZM133 152V151H132ZM157 152V151H156ZM161 152V151H160ZM198 152H200L199 150H198ZM198 152H196V153H198ZM202 152V151H201ZM237 152V151H236ZM255 152V155H256V157H257V154L258 153H256ZM14 153V152H13ZM49 153V152H48ZM164 153V152H163ZM204 153V152H203ZM223 153H226V152H223ZM230 153H234L233 151H230ZM252 154H254V153H252ZM18 155H21V157H22V160H25L26 162H35L36 160H37V158H38V155L37 154H35V153H30V152H21V153H19ZM44 155V154H43ZM47 155V154H46ZM45 155V156H46ZM133 155V154H132ZM163 155V154H162ZM165 155V154H164ZM163 155V157H165ZM198 155V154H197ZM202 154H200V156H201ZM243 155V156H242ZM54 156V155H53ZM199 156V155H198ZM215 156V155H214ZM221 156H222V154H221ZM14 157H16V156H14ZM42 154H39V159H41L42 160ZM129 157V156H128ZM153 157H154V155H153ZM159 157V156H158ZM201 157V158H202ZM208 157H210V156H208ZM260 157H262V158H260ZM199 158V157H198ZM202 158V159H203ZM219 158V159H218ZM235 158V157H234ZM165 160H168V159H166V158H164ZM237 159V158H236ZM235 159V160H236ZM263 159V160H262ZM159 160H161V159H159ZM227 160V159H226ZM168 161V162H169ZM52 162V161H51ZM198 163H199V160L197 161ZM203 161L201 160V162L199 163V164H201ZM207 162V161H206ZM205 162V163H206ZM198 163H196V165L198 164ZM205 163L203 162L202 164H204L205 165ZM229 163H231V162H229ZM14 164H16V163H14ZM40 164H41V162H40ZM43 164V163H42ZM50 164V163H49ZM52 164V163H51ZM202 164L200 165L201 167H202ZM228 164V163H227ZM28 165V164H27ZM26 165V166H27ZM194 165V164H193ZM203 165V166H204ZM231 165V164H230ZM33 166V165H32ZM35 166V165H34ZM63 166H64V164H63ZM66 166V165H65ZM232 166V165H231ZM23 167V166H22ZM41 168H43V167H41ZM40 168V169H41ZM46 169V168H45ZM44 169V170H45ZM156 169V168H155ZM167 169V168H166ZM43 170V169H42ZM41 170V171H42ZM50 170H52V169H50ZM157 170V169H156ZM195 170V169H194ZM196 170H197V168H196ZM20 171V170H19ZM19 171H17V173L19 172ZM30 171V170H29ZM45 171H47V170H45ZM230 171V172H229ZM60 172V171H59ZM201 172H202V170H201ZM28 173V172H27ZM27 173H26V175H27ZM135 174H137L136 172H134ZM143 173H144V171H143ZM170 172H168V174H169ZM32 174V173H31ZM30 173H29V175H31ZM51 174H52V172H51ZM197 174H200V173H197ZM25 175V176H26ZM144 175V174H143ZM146 175V174H145ZM24 176V175H23ZM55 176H56V174H55ZM54 176V177H55ZM137 176V175H136ZM139 176V175H138ZM205 176V175H204ZM21 177V176H20ZM26 177H28V176H26ZM25 177V178H26ZM31 177V176H30ZM166 177V176H165ZM47 178H48V176H47ZM56 178V177H55ZM235 178H240V180H241V182H240V185H236L235 184ZM149 179V178H148ZM167 179H170V178H167ZM32 180V179H31ZM31 180H30V182H31ZM33 180H34V182H35V184L37 185V187L39 188V191L42 189V187H43V183H44V181H45V176L44 175H41V174H39V175H34L33 176ZM32 180V181H33ZM159 180V179H158ZM260 180V179H259ZM264 180V179H263ZM56 181V180H55ZM54 181V182H55ZM60 181V180H59ZM58 181V182H59ZM151 181V180H150ZM168 181H170V180H168ZM235 181V182H234ZM261 181V180H260ZM255 182V183H254ZM259 182V181H258ZM23 183V182H22ZM26 183V182H25ZM48 183V182H47ZM153 183V182H152ZM173 183H175V182H173ZM242 183V184H241ZM34 184V183H33ZM56 184H57V181H56ZM59 184H60V182H59ZM148 184V183H147ZM151 184V183H150ZM167 184V183H166ZM256 184V185H255ZM142 185V184H141ZM149 185V184H148ZM168 185V184H167ZM35 186V185H34ZM171 186V185H170ZM167 187V186H166ZM172 187H174V185H172ZM170 188V187H169ZM29 189H31V188H29ZM168 189V188H167ZM173 190V189H172ZM221 190H223L222 191V193H226L227 195H229V196H231L232 198H230V200H231V202L228 204V205H226L225 203L224 204H222L223 203V201L221 200L222 198H221V195H223L222 193H221V195H220V192H221ZM141 191H143V190H141ZM168 191V190H167ZM262 192H264V191H262ZM175 193V192H174ZM258 193V194H257ZM4 194V193H3ZM3 194H1V197H2V195ZM139 194H140V197H139ZM259 196V194H260V198L262 197L263 198V201L262 202H260V205H255V204H253V202H252V199L256 196V197H258L257 195ZM8 196V195H7ZM143 196V195H142ZM171 196V195H170ZM178 196V195H177ZM259 198V200L261 201V199ZM35 199V198H34ZM174 199V200H175ZM33 200V199H32ZM141 200H143V198L141 197ZM193 200H195V203H194V201ZM152 201V200H151ZM168 201V200H167ZM221 201H222V203H221ZM225 201V200H224ZM257 202V201H256ZM255 202V203H256ZM142 203H144V202H142ZM146 204V203H145ZM4 205H5V203H4ZM8 205V204H7ZM25 205V204H24ZM57 205H59V204H57ZM153 205V204H152ZM156 205V204H155ZM1 206V205H0ZM2 207V206H1ZM13 207V206H12ZM45 207V206H44ZM158 207V206H157ZM8 209V208H7ZM10 209V208H9ZM8 209V210H9ZM13 209V208H12ZM17 209V208H16ZM29 209V208H28ZM36 209V208H35ZM155 209V208H154ZM158 209V208H157ZM161 209V208H160ZM27 210V209H26ZM12 211V210H11ZM163 211V210H162ZM10 212V211H9ZM40 212V211H39ZM37 213V212H36ZM56 213V212H55ZM61 213H65V215H67V216H65V217H62L61 216ZM145 213H146V211H145ZM171 213V212H170ZM26 214H27V212H26ZM132 214H134V213H132ZM147 214V213H146ZM145 214V215H146ZM178 214V215H179ZM18 215H20V214H18ZM17 215V216H18ZM42 215V214H41ZM40 215V216H41ZM47 215V214H46ZM254 215H257V216H254ZM260 215V216H259ZM21 216V215H20ZM54 216V215H53ZM56 216H57V214H56ZM101 216H103V215H101ZM148 216V215H147ZM262 216V217H261ZM13 217H15V216H13ZM140 217H145L144 215L143 216H140ZM262 219H261V218ZM44 218V217H43ZM14 219V218H13ZM145 219H148V218H145ZM144 219V220H145ZM202 219V220H203ZM16 220V219H15ZM143 220V219H142ZM39 221V220H38ZM24 222V221H23ZM144 222V221H143ZM153 222H154V220H153ZM168 222V221H167ZM38 223V222H37ZM158 223V222H157ZM226 223V224H225ZM27 224V223H26ZM109 224V223H108ZM123 224H125V223H123ZM134 224H135V222H134ZM137 224V223H136ZM148 224H152V225H154V224H156L155 222H154V224L153 223H148ZM158 224H160V223H158ZM158 224H156V226H159L160 227V225H158ZM218 224H219V226H218ZM30 225V224H29ZM115 225V224H114ZM117 225H119V224H116L115 225V227L117 226ZM126 225H128V224H126ZM131 225V224H130ZM145 225V224H144ZM173 225V224H172ZM228 225V226H229ZM28 226V225H27ZM146 226H147V224H146ZM227 226V225H226ZM225 226V227H226ZM24 227H26V226H24ZM87 227V226H86ZM85 227V228H86ZM114 227V228H115ZM120 227V226H119ZM126 227V226H125ZM124 227V228H125ZM139 227H141V226H139ZM162 227V226H161ZM202 227V228H203ZM10 228V227H9ZM18 228V227H17ZM39 228V227H38ZM84 228V227H83ZM82 228V229H83ZM84 228V229H85ZM132 228H133V226H132ZM7 229V228H6ZM22 229H23V227H22ZM29 229H32V228H29ZM29 229H28V231H29ZM129 229V228H128ZM127 229V227H126V229H123L122 230V232H124V235H125V232L128 230ZM154 228H152V230H153ZM197 229H199V228H197ZM205 229V230H206ZM214 229V228H213ZM245 231H244V230ZM14 230V229H13ZM19 230V229H18ZM88 231H90V229H87ZM101 230V229H100ZM99 230V231H100ZM116 230V229H115ZM119 230V229H118ZM121 230V229H120ZM125 230V231H124ZM132 230H135L134 228L132 229ZM159 230V229H158ZM201 230H203V229H201ZM24 232L25 231H27V230H23ZM33 231H34V229H33ZM92 231V230H91ZM98 231V232H99ZM154 232H158L157 230H153ZM160 231V233H162L161 231L162 230H159ZM168 230H166L165 232H167ZM34 232H36V231H34ZM114 232V231H113ZM120 232V231H119ZM168 232H170V231H168ZM168 232H167V234H168ZM26 233V232H25ZM29 233V234H28ZM100 233V232H99ZM102 233H104V231L102 232ZM117 233H118V231H117ZM121 233V232H120ZM127 233H128V231H127ZM159 233V232H158ZM27 234H28V236L31 234V232H27ZM36 234H38V233H36ZM123 234V233H122ZM121 234V235H122ZM131 234V233H130ZM138 234V233H137ZM173 235V233H171L170 232V235ZM178 234H180V233H178ZM241 234H243V233H241ZM240 234V235H241ZM113 235H115V234H113ZM156 235V234H155ZM154 235V236H155ZM163 235H165L164 233H163ZM171 235V236H172ZM30 236H32V234L30 235ZM33 236H34V234H33ZM39 236V235H38ZM94 236V235H93ZM96 236V235H95ZM117 236H119V234L117 235ZM123 236V235H122ZM152 236H153V234H152ZM152 236L150 237V235L149 236H147L146 235V232L145 233H143V234H141V236L139 237V239H133L132 237H127V235H126V238H116V239H113V237H112V239L113 240H108V239H104V238H99L98 236L97 237H94L93 238V240H92V243L90 244V246H91V248H92V251L91 252H89V253H91V254H89L90 256H91V258L94 260V261H96V262H100V263H106V262H108L109 263V261H111L112 259H114V258H117L118 260H136L135 259V257L137 256L138 257V254H140V259L139 260H141V259H143V258H141V254H147L149 251H151L152 249H154L155 248V242L157 241L156 239H155V237L153 236V238H152ZM165 236H167V235H165ZM20 237V236H19ZM91 237V236H90ZM115 237V236H114ZM173 237V236H172ZM177 237V236H176ZM10 238H12V237H10ZM21 238V237H20ZM46 238V237H45ZM141 238H143V240L144 241H140V239ZM2 239V238H1ZM18 239V238H17ZM23 239H24V237H23ZM32 239V238H31ZM37 239H39V238H37ZM37 239H35V240H37ZM92 239V238H91ZM158 240H159V242H160V240L161 239H159V238H157ZM179 239V238H178ZM252 239V238H251ZM255 239V238H254ZM253 239V240H254ZM6 240V239H5ZM24 240H26V241H28V239H24ZM179 240H181V239H179ZM259 240H257V242L259 241ZM43 241V240H42ZM44 241H45V239H44ZM43 241V242H44ZM49 241V240H48ZM51 241V240H50ZM183 241V240H182ZM251 241V240H250ZM256 241V240H255ZM255 241H252V242H255ZM5 242V241H4ZM29 242V241H28ZM40 243H41V241H39ZM47 242V241H46ZM84 242V241H83ZM82 242V243H83ZM161 242H163V240L161 241ZM260 242V241H259ZM30 243V242H29ZM81 243V242H80ZM164 243V242H163ZM176 243H178V240H176ZM256 243V242H255ZM1 244V243H0ZM42 244V243H41ZM86 244H88V243H86ZM253 244V243H252ZM6 245H7V243H6ZM23 245V244H22ZM43 245H45L44 243H43ZM82 245V244H81ZM140 245V246H139ZM171 245V244H170ZM170 245H164L165 247H170ZM56 246V245H55ZM72 246V245H71ZM3 247V246H2ZM27 247V246H26ZM61 247H64V246H61ZM60 247V248H61ZM68 246H66L65 248H67ZM83 247H85V248H87L86 246H83ZM173 247V246H172ZM179 247V246H178ZM182 247V246H181ZM241 247V246H240ZM246 247V246H245ZM259 247V246H258ZM70 248V247H69ZM75 248V247H74ZM79 248H81V246L80 247H77L76 248V250H79ZM90 248V247H89ZM171 248V247H170ZM225 248V247H224ZM227 248V247H226ZM226 248L225 249H221L220 248V250L219 249H217L216 248V250H219L217 253L218 254H222V253H224V254H227L226 252ZM242 248V247H241ZM248 248V247H247ZM262 248V247H261ZM27 249H28V247H27ZM26 249V250H27ZM50 249V248H49ZM73 249V248H72ZM240 249V248H239ZM249 250H251L250 249V247L248 248ZM253 249V248H252ZM256 249V248H255ZM264 249V248H263ZM263 249H262V252H263ZM2 250V249H1ZM21 250V249H20ZM20 250H18V251H20ZM26 250H23V252L25 251L26 252ZM50 250H52V249H50ZM57 250V249H56ZM61 250V249H60ZM71 250V249H70ZM87 250V249H86ZM86 250H83V251H86ZM163 250H165L164 248L162 249V251ZM171 250V249H170ZM174 250H175V248H174ZM176 250L178 251V250H180L179 252H181V253H183V249H177L176 248ZM210 250H212V249H210ZM231 250V249H230ZM233 250H236L235 248H233ZM248 250V251H249ZM258 250H260V249H258ZM258 250H257V252H258ZM62 251V250H61ZM72 251V250H71ZM155 251V250H154ZM165 251H168V250H165ZM237 251H239L238 249H237ZM248 251H245V250H243L242 252H240L241 254L239 255V253H238V255L240 256V258L241 259H249L250 261H252V262H254V263H256L257 264V262H260V260H261V256L262 255H260V252L259 253H255L254 252V250H251L253 253H250V252H248ZM21 252V251H20ZM23 252H21V253H23ZM29 252V251H28ZM41 252H42V250H41ZM40 252V253H41ZM45 252H46V250H45ZM48 252V251H47ZM60 252V251H59ZM87 252V251H86ZM173 252V253H172ZM176 252V251H175ZM261 252V253H262ZM49 253V252H48ZM54 253V252H53ZM58 253V252H57ZM73 253V252H72ZM77 253H80V252H76V254ZM83 253H85V252H83ZM164 253V252H163ZM181 253H180V255H181ZM185 253V252H184ZM197 253H198V251H197ZM197 253H193V254H197ZM230 253V252H229ZM228 253V254H229ZM235 253H236V251H235ZM264 253V252H263ZM262 253V254H263ZM13 254V253H12ZM15 254H17V253H15ZM33 255H34V253H32ZM31 254V255H32ZM38 254V253H37ZM37 254H35V255H37ZM60 254V253H59ZM58 254V255H59ZM76 254H73L72 256H74V255H76ZM171 254H173L172 256H171ZM177 254V253H176ZM227 254V255H228ZM231 254V253H230ZM229 254V255H230ZM19 255V254H18ZM30 255V254H29ZM38 255H40V254H38ZM37 255V257H39ZM43 255V254H42ZM41 255V256H42ZM47 255V254H46ZM46 255H44V258L46 259ZM62 255H63V257H64V252L62 253ZM78 256H76V260L77 261H79L78 259H77V257H81V256H79V255H82V254H77ZM88 257H90L88 254H86ZM164 255H165V253H164ZM179 255V256H180ZM202 255V254H201ZM223 255V254H222ZM233 255H237V253L236 254H232V256ZM13 256H16V255H14L13 254ZM49 256H51V255H49ZM83 256H85V255H83ZM148 256V255H147ZM154 256H160V257H162V253L160 254V253H158V254H156V255H154ZM178 256V258H180L182 261H183V257H179ZM184 256V255H183ZM199 256V255H198ZM198 256H194V257H196L197 259L196 260H199L200 261V259H198ZM21 257V256H20ZM20 257H19V260L18 261H20L21 259H20ZM33 258H34V256H32ZM55 257H56V255H55ZM71 259H72V257L71 256H69ZM144 257V256H143ZM165 257H166V259L168 258V259H170V257L172 258V257H175V253H174V251H173V249L171 250V252L166 256L165 255ZM205 257V256H204ZM24 258H25V256H24ZM24 258H22V260L24 259ZM48 258V257H47ZM51 258H53V259H51V261L53 262V260H54V257H51ZM67 257H65V259H66ZM83 258V257H82ZM86 258V257H85ZM90 258V259H91ZM145 258V257H144ZM157 258V257H156ZM177 258V257H176ZM236 258H238V256L236 257ZM239 258V259H240ZM1 259V258H0ZM41 259H43V258H41ZM89 259V258H88ZM116 259V260H117ZM164 259V258H163ZM185 259V258H184ZM25 260V259H24ZM64 260V259H63ZM83 260V259H82ZM115 259H114V261H116ZM144 260V259H143ZM142 260V261H143ZM154 260V259H153ZM205 260V259H204ZM47 261H48V259H47ZM75 261V260H74ZM77 261H75V264H76V262ZM81 261V260H80ZM78 262V263H81V262ZM193 261H195V260H193ZM198 261V262H199ZM211 261V260H210ZM243 261H245V260H243ZM262 261V260H261ZM46 262V261H45ZM45 262H42L43 264L45 263ZM50 262V261H49ZM66 262V261H65ZM140 262V261H139ZM139 262H138V264H139ZM170 262V261H169ZM207 262V261H206ZM249 262V261H248ZM7 263H10V261L9 262H7ZM6 263V264H7ZM36 264V262H35V260L34 259H29L25 264ZM38 263V262H37ZM42 263H39V264H42ZM54 263V262H53ZM77 263V264H78ZM85 263L86 264H88L86 261H85ZM92 263V262H91ZM107 263V264H108ZM114 263V262H113ZM121 263V262H120ZM124 263V262H123ZM130 263V262H129ZM135 263V262H134ZM145 263H146V261H145ZM171 263V262H170ZM246 263H247V261H246ZM45 264H48V262L47 263H45ZM50 264V263H49ZM52 264V263H51ZM63 264V263H62ZM81 264H83V262L81 263ZM99 264V263H98ZM125 264V263H124ZM126 264H128V263H126ZM136 264V263H135ZM140 264H142V262L140 263ZM151 264V263H150ZM172 264V263H171ZM199 264V263H198ZM204 264V263H203ZM209 264V263H208ZM260 264H263V263H260Z\"/></svg>", "mask_w": 264, "mask_h": 264}]
</instances>
